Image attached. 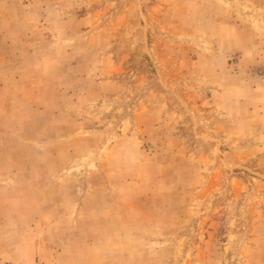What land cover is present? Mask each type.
Returning <instances> with one entry per match:
<instances>
[{
  "label": "rangeland",
  "instance_id": "1",
  "mask_svg": "<svg viewBox=\"0 0 264 264\" xmlns=\"http://www.w3.org/2000/svg\"><path fill=\"white\" fill-rule=\"evenodd\" d=\"M0 264H264V0H0Z\"/></svg>",
  "mask_w": 264,
  "mask_h": 264
}]
</instances>
